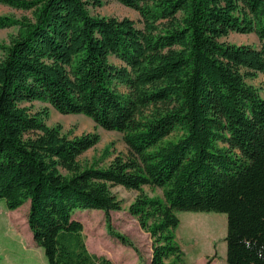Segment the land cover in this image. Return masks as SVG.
I'll list each match as a JSON object with an SVG mask.
<instances>
[{
    "label": "trees",
    "instance_id": "16d2710c",
    "mask_svg": "<svg viewBox=\"0 0 264 264\" xmlns=\"http://www.w3.org/2000/svg\"><path fill=\"white\" fill-rule=\"evenodd\" d=\"M116 1L139 21L92 14L101 0H0L23 12L0 15L16 29L0 43V200L30 202L48 264H115L89 250L76 210L104 212L138 251L112 224L113 186L139 192L129 212L154 239L150 264H184L185 211L226 214V264H264V97L246 82L264 76V0ZM232 33L259 46L222 41ZM35 101L121 133L127 154L83 166L99 134H62Z\"/></svg>",
    "mask_w": 264,
    "mask_h": 264
},
{
    "label": "rangeland",
    "instance_id": "374dc122",
    "mask_svg": "<svg viewBox=\"0 0 264 264\" xmlns=\"http://www.w3.org/2000/svg\"><path fill=\"white\" fill-rule=\"evenodd\" d=\"M93 1V0H89ZM102 6H89L92 14L106 17L130 18L139 21V13L125 7L116 0H101ZM0 15L20 17L23 12L0 4ZM16 29H0V43H8ZM236 45L259 46L255 34L241 35L232 33L222 38ZM116 65L121 62L111 57ZM246 82L259 90L264 97V76L246 79ZM119 90L124 91L123 87ZM33 112L49 108L46 119L48 126L61 127V133L75 137L87 133H97L100 141L78 158L83 166H107L117 155H126L127 148L122 134L107 131L98 127L95 122L84 115H62L48 104L35 101L25 103ZM108 153L106 154V150ZM112 193L120 200L121 209L111 212V221L117 233L126 236L138 251L120 243L112 237L106 227L105 214L98 210H76L73 218L81 221L89 250L98 255L106 256L115 264H150L154 239L140 225L138 219L129 212L131 204L139 192L128 190L122 186H113ZM149 196H162L159 188L143 187ZM30 202L27 201L16 210H9L5 201L0 200V264H48L44 250L33 238L28 224ZM180 224L175 232L176 241L184 252V264H226L227 231L226 214L217 212H178ZM139 252V253H138Z\"/></svg>",
    "mask_w": 264,
    "mask_h": 264
}]
</instances>
